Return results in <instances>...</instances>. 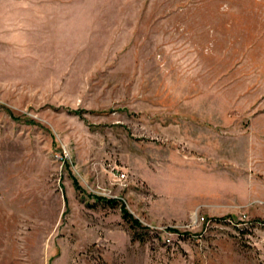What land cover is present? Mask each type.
I'll list each match as a JSON object with an SVG mask.
<instances>
[{"label":"rangeland","instance_id":"1","mask_svg":"<svg viewBox=\"0 0 264 264\" xmlns=\"http://www.w3.org/2000/svg\"><path fill=\"white\" fill-rule=\"evenodd\" d=\"M0 264H264V0H0Z\"/></svg>","mask_w":264,"mask_h":264},{"label":"trees","instance_id":"2","mask_svg":"<svg viewBox=\"0 0 264 264\" xmlns=\"http://www.w3.org/2000/svg\"><path fill=\"white\" fill-rule=\"evenodd\" d=\"M109 201H110V203H113V202L115 203V201H113L111 199ZM123 211H124V217H125V219L132 222V226H133V228H135V231L137 232L138 238L141 239V240H144V237L145 236L142 233H140L138 231V229H137L138 227L143 228V226L141 224H139L138 221L132 220V216L130 215V213L128 211H126V210H123Z\"/></svg>","mask_w":264,"mask_h":264},{"label":"built area","instance_id":"3","mask_svg":"<svg viewBox=\"0 0 264 264\" xmlns=\"http://www.w3.org/2000/svg\"><path fill=\"white\" fill-rule=\"evenodd\" d=\"M127 178L128 176L125 171H120V170L117 171L116 173L117 182H119L120 184H124Z\"/></svg>","mask_w":264,"mask_h":264}]
</instances>
